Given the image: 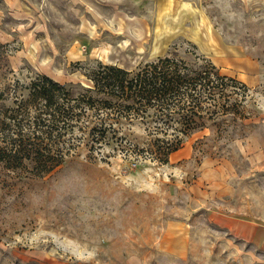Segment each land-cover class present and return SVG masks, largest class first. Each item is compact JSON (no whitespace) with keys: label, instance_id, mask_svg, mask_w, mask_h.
Masks as SVG:
<instances>
[{"label":"rangeland","instance_id":"rangeland-1","mask_svg":"<svg viewBox=\"0 0 264 264\" xmlns=\"http://www.w3.org/2000/svg\"><path fill=\"white\" fill-rule=\"evenodd\" d=\"M0 41L1 84L176 52L249 87L243 117L167 163L82 148L44 176L0 165V264H264V0H0Z\"/></svg>","mask_w":264,"mask_h":264},{"label":"trees","instance_id":"trees-1","mask_svg":"<svg viewBox=\"0 0 264 264\" xmlns=\"http://www.w3.org/2000/svg\"><path fill=\"white\" fill-rule=\"evenodd\" d=\"M9 51L0 41V74L11 71ZM76 64L86 82L36 72L28 82L0 83L3 168L44 176L82 148L102 159L119 153L167 163L193 132L244 114L247 84L205 58L189 62L174 52L134 68ZM135 126L140 140L131 136Z\"/></svg>","mask_w":264,"mask_h":264}]
</instances>
